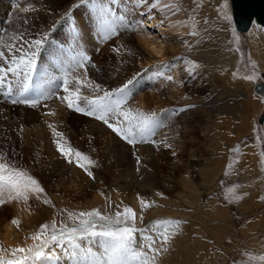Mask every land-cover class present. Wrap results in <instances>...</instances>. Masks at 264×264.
<instances>
[{
  "label": "rangeland",
  "instance_id": "374dc122",
  "mask_svg": "<svg viewBox=\"0 0 264 264\" xmlns=\"http://www.w3.org/2000/svg\"><path fill=\"white\" fill-rule=\"evenodd\" d=\"M1 2L17 12L20 4L33 6L31 0ZM172 2L189 25L177 33L178 43L183 41L179 45L168 38L170 32L160 35V27L148 25L145 16L159 13ZM225 2L146 0L140 5L137 0H86L73 11L68 7H75L73 0H68L53 11L60 15L59 25L69 22L65 31H72L71 46L62 48L83 65L87 78H91V62L113 73L117 83L98 82L97 99L109 92L117 102L132 87L138 95L154 97L153 107L142 113L150 118V131L144 135L137 129L134 135L121 137L120 130L130 125L109 123L110 113H97L94 118L88 112L80 113L78 125H47L48 152V143L41 146L33 137L36 150L31 149L24 135L20 136L22 147L17 148L8 135L10 141L0 144V260L34 257L44 239L56 243L65 233L75 235L82 224L96 220V229L93 224L77 236L81 248H91L95 255L79 249L75 257L66 255L68 248L60 249L61 240L51 249L54 255L45 249V256L27 264H93L95 260L104 264H264V123L260 122L264 116V27L254 23L248 33L241 34L229 9L230 0L227 9ZM82 7L84 14L95 9L100 14L84 29L79 23L84 14L75 18ZM7 12L2 33L21 27L23 39L21 35L17 44L36 49L34 40L49 35L47 25L34 19V11L23 26L12 10ZM227 12L231 20L225 19ZM160 19L171 21L161 15ZM102 20L115 29L107 40L100 30ZM145 30L150 31V39L159 37L167 45L163 57L157 55L161 60L157 64L146 63L152 58L145 51ZM90 37L109 53L107 59L100 61V55L93 57L84 46ZM110 45L109 52L106 47ZM128 51L131 55L113 61L114 55L118 58L117 53ZM223 51L232 54V63L220 61ZM82 55L92 59L81 60ZM183 66L189 73L176 77ZM34 78L35 71L27 89L18 94L15 83L5 80L0 97L9 104L12 99H38ZM129 80L132 84L125 88ZM173 81L179 85L178 101L169 98ZM9 91L11 95H5ZM118 111L115 107V117ZM140 114L126 115L131 121L136 118L134 127ZM154 130L156 136H151ZM109 133L113 144L105 148ZM114 143L122 151L114 150ZM28 151L33 153L31 165L39 169L38 174L27 166ZM73 165L85 172L79 183L92 184L74 183ZM105 223L111 228L102 234L114 232V241L92 235ZM8 226L16 231L10 239ZM19 248L26 251L19 253Z\"/></svg>",
  "mask_w": 264,
  "mask_h": 264
},
{
  "label": "bare ground",
  "instance_id": "6f19581e",
  "mask_svg": "<svg viewBox=\"0 0 264 264\" xmlns=\"http://www.w3.org/2000/svg\"><path fill=\"white\" fill-rule=\"evenodd\" d=\"M31 1L33 2V6L31 7L29 6L27 7L24 4H20L19 7L17 8L19 12H17V10L15 11L13 9L14 8L13 6L11 5H8V6H10L9 9L14 12L13 16L16 17V19H18L17 21H19L22 24V26L26 21L30 20V17H31L30 11H34L33 15L35 16L33 17L36 21H42L44 24H46L47 30L49 27H53L54 30L53 31L48 30L49 35L47 36V38L43 40L44 42L39 50V56L36 57V66L31 71L30 75L28 76V80L25 81V69L23 67L20 68L18 76H14L11 73H9L8 75L10 76V78L5 79V80H10L15 83L14 93L18 94L25 90L24 88L25 83H27L29 86L30 76L33 73V71H35L34 86H35V91L37 92L39 96L38 99L41 102L35 108H32L30 105L29 106L26 105V107L20 108V107L11 105L12 103L9 104L10 102L7 103L4 100V97H0V144H3L4 142H9L10 137H8V135L9 136L11 135L12 142L14 143L15 146H17V148H19L23 144L22 142L24 140L20 136L24 135V136H27V143L33 146V147L29 146L31 147V149L36 150L35 141L37 140V142L41 146H44V145L46 146L48 143L47 145V152H48L49 147H50V144H49L50 141H49V134H48L49 129L48 130L45 129L47 125L54 124V123L66 124V125L68 124L78 125L77 123H79L82 120L81 114L77 113L79 109L77 111L70 110L72 106L76 103V101L71 99V97L76 96L77 92H80L79 94L82 98L81 105L86 108L88 106L86 100L88 102H91L93 99H97L96 96H98L97 95L98 92L95 91V89L97 87L98 82H110V84H113V85H115L117 82L112 72H107L101 66L92 65V62L89 63V71H90L89 73L91 75V78L89 77L87 78V73H85L84 71L85 69L83 68V65L76 63L74 60H72V58L68 57V55L65 54L64 48H62V46L66 45V48L71 46L70 36L72 35V31L70 32L65 31V29H67V24L69 22H67L66 24L64 23L65 26L62 25L63 23L59 25L58 18L60 15H57L56 13L53 14V13L56 12V9L58 10L60 8L63 2L64 3L68 2V0H44L43 2L42 0H31ZM137 1L140 5H142L146 0H137ZM45 3L46 5H44ZM5 5H6V2L5 3L1 2L0 4V39L2 41V43H0L1 45L0 51L4 52L5 54L4 58L0 59V67L6 68L9 65H11L12 67H15V65L11 64L12 59L19 60L20 56L22 55L24 56V59L26 61L27 55H30V53L32 51H36V49H34V47L26 48V47L21 46L22 44L19 45L20 43L19 44L16 43V40L22 35L21 27L16 28V30L14 31L6 30L5 33H2V30L5 28L4 18H7V16L9 15V13L7 12V10L9 11V9H7V5L6 6ZM229 5H230L229 9L233 16L231 0H230ZM24 8H29V11L25 13L23 11ZM84 11H85V8L83 7L80 8L76 15L77 17L75 18H78V17L81 18V14L82 13L84 14ZM92 11L94 12L92 13L88 11L87 13H85L84 19L82 21H79L81 27L84 26L82 27L83 29L86 27L87 22H91V23L93 22V16H96V17L100 16V14L98 13L99 11L97 9L92 10ZM159 14L163 17L170 18L171 19L170 23H166L163 20H161ZM67 15H71V14H67ZM145 16H146L148 25L150 26L153 25L154 27H160L159 28L160 35L162 33L165 34V31H168L170 32V36H168V38H170L172 41L176 40L174 41L175 44L179 45L183 43V41L181 43H178V41L180 40L178 38L180 37V34H177V33L182 32L185 29L189 28V25H188L187 20L182 17L181 13H179V8L178 6H176L174 2L163 5L160 8L159 13L158 12H150V13L148 12ZM63 19L64 18H61V20ZM254 23H256L257 25H260L254 20L248 31H245L244 33H241V32L240 33L243 35L245 33H248L251 30ZM144 32L142 34L144 35V41L148 47L147 50L145 51L152 58L150 62L148 61L146 63L148 65L151 62L152 64H157L158 62H161V60H159L157 55L163 57V53L167 45L165 41L159 40V37H157L155 40L150 39L148 37L151 34L150 31L145 30ZM57 33H59L60 35L57 36ZM79 35L84 38L83 32L79 31ZM95 41L96 40L90 37L88 38V43L84 44V46H87V48H89L90 53H92L93 57H97L100 55L101 57L100 61L103 60V58L107 59L109 53H105L104 49L103 50L99 49V47L97 46L98 44H96ZM159 44L164 45L162 51L158 53H154L152 51V46L155 45L156 49L160 50ZM111 47L112 45L106 48L108 49V51L109 50L111 51L112 50ZM117 54L116 55L118 56V58H116L115 55L114 56L112 55L113 61L114 60L118 61V59H121L122 57H124V55L125 56L131 55L129 51L119 52ZM221 55H222L220 57L221 62H224L227 64L232 63L233 57L230 52L223 51ZM90 59L92 58L89 57V60ZM95 59L98 60V58H95ZM106 63L109 64L108 61L107 62L105 61V64ZM108 69L109 68H107V70ZM177 70L178 71L175 72L176 77L183 76V74L187 75L189 73L187 66H183L181 69L178 68ZM174 82L175 81H173L172 82L173 84H171L173 86V90L170 92L169 98L172 101H178L179 96H180L179 94L180 89H179L178 83L175 82L174 84ZM138 88L139 87H137L136 89ZM3 89H4V85L0 86V90H3ZM125 94H126L125 99L118 98L117 102L112 103L113 106L111 104L110 115H112V118L110 117L109 123L120 124L121 122H123L124 124L130 125L129 122L131 120H129L126 116L129 112L137 111L139 113H145L147 112L146 110H149L151 108V106L153 107V101H155L153 96L148 97L147 95H144V94L138 95L135 93V90L133 87L128 88ZM45 96L47 97L44 99ZM84 97L86 100H84ZM159 103L160 101H157V103L155 104L159 105ZM115 107H117L119 110L118 111L119 116L117 117L114 116ZM137 120H139V117H137ZM28 124H30L31 126L30 128L26 127ZM31 124H35V125H31ZM32 126H35V128H32ZM153 132L154 133L153 134L151 133L150 135L156 136V131L154 130ZM110 135L111 133H109L108 137L105 136L104 138L105 140L104 143H106L105 148H107V144L110 145L112 143L111 138L113 135L112 136ZM32 137L36 138V140L30 139ZM156 142L157 141H152L153 144H156ZM119 146L120 145L116 143L114 145V150H116L117 152L122 151ZM28 154H27V157H28L27 166L31 170L37 173L39 169L38 171H36L34 169L36 168V166L31 165V160H33L32 159L33 153L28 151ZM36 165H37V162H36ZM70 174L73 177V182L76 184H79V185L83 183L92 184V182L90 181H87V182L83 181L79 183L81 181V178L83 179L85 178L84 177L85 172L77 166L73 165L71 167ZM44 177H45L44 178L45 181L49 180L47 179L49 177L46 173ZM15 232L16 231L13 229L12 226H8L7 233H6L7 238L10 239L12 235L15 234ZM49 264H52V263H49Z\"/></svg>",
  "mask_w": 264,
  "mask_h": 264
},
{
  "label": "snow or ice",
  "instance_id": "6c2138e0",
  "mask_svg": "<svg viewBox=\"0 0 264 264\" xmlns=\"http://www.w3.org/2000/svg\"><path fill=\"white\" fill-rule=\"evenodd\" d=\"M86 3V0H81L80 4L76 3V0H73V4L75 5V7H73V5H69V8H72L73 11H75V8L80 7L82 4ZM225 8H228L227 5V0L225 2ZM23 11L25 13H27L29 11V8H24ZM104 11H108L107 9H105ZM230 12V11H229ZM229 12L226 13L225 15V19L227 20H231V16L229 14ZM121 19H123L121 17ZM49 31H53L54 28L53 27H49L48 28ZM100 30L103 33V39L107 40L109 38V36L113 35L115 32V29L111 26V24L107 21V20H102L100 23ZM153 35H155V33H152ZM60 34L57 33V36H59ZM22 39H23V35H22ZM44 41L42 39H35L34 40V45L36 48V51H32L30 53V55H27V60L25 61L24 56H20L19 60L16 59H12L11 64L15 65V67H12L11 65H9L8 67H0V86H2L4 84L5 78L6 76L11 73L14 76H18L19 75V70L21 67H23L25 69V81L28 80V76L30 75L31 71L35 68L36 66V57H37V53L40 50V46L42 45ZM66 42V41H65ZM152 51L154 53H158L160 51H162V49L157 50L156 46L153 45L152 46ZM4 52L0 51V59L4 58ZM89 57L86 55H82L81 56V60H88ZM79 63V61H78ZM171 81V80H169ZM132 81L129 80L127 81V84L124 86L125 88H127L128 85H131ZM99 87H101L99 84H97ZM28 84L25 83L24 84V88L27 89ZM119 91H123V89H119ZM107 92V91H106ZM80 92H77L76 96L71 97V99H73L74 101H76V103L72 106V108L70 110L73 111H77L78 109L80 110L78 113L81 114H86L88 112H91L92 115L90 117H94L96 118V114L97 113H102V114H109L111 112V104L114 102L110 96L111 94L109 92H107L109 95L107 96H102L101 99H93L91 102H88L85 97L84 100H86L88 107L85 108L81 105V96L79 94ZM5 95H11V92H7L5 93ZM47 96L44 97V99ZM41 101L39 99H12L11 103L13 105L16 104H21V105H30L32 108H35ZM131 115V114H130ZM136 118L134 117V119L132 121H130V126L127 129H121L120 130V134L121 137H126L128 134H132L134 135L136 130L138 129L139 132H141L142 134H146L150 131L149 129V124H150V118L144 116L142 113L140 114L139 117V123H137L135 125V127L133 126V121ZM58 138V137H57ZM59 139V138H58ZM127 142V141H126ZM129 145H133L132 143H130ZM95 162L93 160H91V165H93ZM94 178V177H93ZM98 223L96 220H88L86 223L82 224V226L76 230V234L72 235L69 233H65L64 236L60 237L57 239L56 243H52L48 240H43L39 250L35 251V256L34 257H29L27 255L22 256L20 259H10L7 260L6 262L3 260H0V264H27V262L30 259H39L43 256H45V249L49 250V254L54 255V253L51 252V249L53 247H56L57 244H60V241L63 240V244L61 245L60 249H62L64 251V247L67 246L68 251L65 252L66 255H71L72 257L76 256V252L77 249H79L82 253L83 252H87L89 255H95L92 252L91 248H88L87 250L81 248L80 243L77 240V236H80L81 233H85L88 229L91 228V226L93 224H95V229L98 227ZM108 228H111L110 225H108L107 223H105L103 226H101L100 230H95L92 235L94 237H105V238H110L113 241L115 240V236L116 234L114 232H108L107 236H104L102 233H104ZM26 250L24 248H19L17 249V252L19 253H24ZM27 251L31 252L32 249H28ZM15 255V254H14ZM93 264H104L103 261L100 260H95L93 262ZM109 264H113V262L109 261Z\"/></svg>",
  "mask_w": 264,
  "mask_h": 264
},
{
  "label": "water",
  "instance_id": "95a60500",
  "mask_svg": "<svg viewBox=\"0 0 264 264\" xmlns=\"http://www.w3.org/2000/svg\"><path fill=\"white\" fill-rule=\"evenodd\" d=\"M231 6L238 32L248 31L254 20L264 26V0H231ZM260 122H264V116Z\"/></svg>",
  "mask_w": 264,
  "mask_h": 264
},
{
  "label": "clouds",
  "instance_id": "9594fccd",
  "mask_svg": "<svg viewBox=\"0 0 264 264\" xmlns=\"http://www.w3.org/2000/svg\"><path fill=\"white\" fill-rule=\"evenodd\" d=\"M153 39H155V37H153ZM164 45L163 44H159V48L163 49Z\"/></svg>",
  "mask_w": 264,
  "mask_h": 264
}]
</instances>
